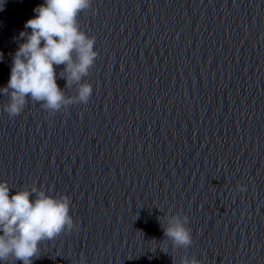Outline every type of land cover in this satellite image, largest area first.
<instances>
[{
  "label": "clouds",
  "instance_id": "9594fccd",
  "mask_svg": "<svg viewBox=\"0 0 264 264\" xmlns=\"http://www.w3.org/2000/svg\"><path fill=\"white\" fill-rule=\"evenodd\" d=\"M91 5L92 0H44L34 8L36 15L24 25L31 32H20L23 42L12 58L7 85L0 88V96L7 98L3 111L10 119L21 115L29 100L50 115L89 103L93 87L84 78L90 75L98 50L95 38L82 30L79 15ZM59 66L63 68L57 74ZM58 78L66 82L63 88ZM72 88L75 94L69 96L65 90ZM71 205L66 194L51 195L36 185L13 191L7 182H0V264H9L10 260L12 264H33L42 242L77 227L70 214ZM159 221L166 237L163 241L171 242L175 249L192 246L186 215L164 214ZM179 264L201 261L185 255Z\"/></svg>",
  "mask_w": 264,
  "mask_h": 264
}]
</instances>
